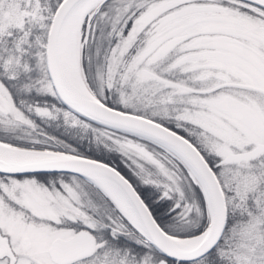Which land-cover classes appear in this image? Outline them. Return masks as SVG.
Returning <instances> with one entry per match:
<instances>
[{
    "label": "snow or ice",
    "instance_id": "obj_1",
    "mask_svg": "<svg viewBox=\"0 0 264 264\" xmlns=\"http://www.w3.org/2000/svg\"><path fill=\"white\" fill-rule=\"evenodd\" d=\"M0 264H264V0H0Z\"/></svg>",
    "mask_w": 264,
    "mask_h": 264
}]
</instances>
